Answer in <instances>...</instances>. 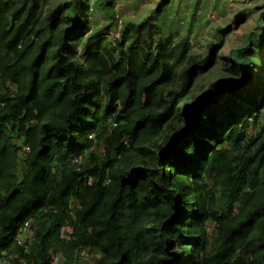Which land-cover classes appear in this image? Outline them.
I'll list each match as a JSON object with an SVG mask.
<instances>
[{
  "label": "trees",
  "instance_id": "obj_1",
  "mask_svg": "<svg viewBox=\"0 0 264 264\" xmlns=\"http://www.w3.org/2000/svg\"><path fill=\"white\" fill-rule=\"evenodd\" d=\"M47 2L0 0V264H264V77L218 79L177 130L217 44L178 74L150 19L109 41L86 0Z\"/></svg>",
  "mask_w": 264,
  "mask_h": 264
},
{
  "label": "rangeland",
  "instance_id": "obj_2",
  "mask_svg": "<svg viewBox=\"0 0 264 264\" xmlns=\"http://www.w3.org/2000/svg\"><path fill=\"white\" fill-rule=\"evenodd\" d=\"M68 0H48L45 12L58 3ZM89 3L88 16L93 30L104 34L112 41L111 32L116 24L106 31V3L112 2L116 22L122 21L132 31L145 20L156 24V33L142 43L151 45L154 51L159 42L169 49L186 41L187 54L179 65L178 74L193 59H203L210 47L216 62L206 72H200L193 79L186 101L179 106V116L174 121L177 130L183 127L185 105L194 102L207 93L210 85L222 77L232 78L243 92L251 88L253 82L264 77V0H86ZM148 26L143 32L146 37ZM170 36V42L163 39ZM259 39L261 44L256 45ZM220 44V45H219ZM145 46V45H144ZM249 74V80L241 84V76ZM180 79V78H179ZM179 81V80H178ZM264 104V102H263ZM176 130V131H177ZM175 132V131H174ZM173 131L168 124L163 134L156 139L163 142Z\"/></svg>",
  "mask_w": 264,
  "mask_h": 264
},
{
  "label": "built area",
  "instance_id": "obj_3",
  "mask_svg": "<svg viewBox=\"0 0 264 264\" xmlns=\"http://www.w3.org/2000/svg\"><path fill=\"white\" fill-rule=\"evenodd\" d=\"M121 29H122V21L119 20L117 22V25L115 26V28L111 32V35L110 36H111L112 41H115V40H117V39L120 38V31H121ZM52 264H58V260L55 259Z\"/></svg>",
  "mask_w": 264,
  "mask_h": 264
},
{
  "label": "water",
  "instance_id": "obj_4",
  "mask_svg": "<svg viewBox=\"0 0 264 264\" xmlns=\"http://www.w3.org/2000/svg\"><path fill=\"white\" fill-rule=\"evenodd\" d=\"M262 102H264V99H263V101ZM182 133L184 132V131H181ZM177 133H179V131L177 132Z\"/></svg>",
  "mask_w": 264,
  "mask_h": 264
}]
</instances>
